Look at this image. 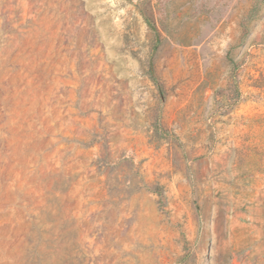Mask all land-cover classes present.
<instances>
[{"label": "rangeland", "instance_id": "1", "mask_svg": "<svg viewBox=\"0 0 264 264\" xmlns=\"http://www.w3.org/2000/svg\"><path fill=\"white\" fill-rule=\"evenodd\" d=\"M0 264H264V0H0Z\"/></svg>", "mask_w": 264, "mask_h": 264}, {"label": "built area", "instance_id": "2", "mask_svg": "<svg viewBox=\"0 0 264 264\" xmlns=\"http://www.w3.org/2000/svg\"><path fill=\"white\" fill-rule=\"evenodd\" d=\"M128 1H130V2H132V3H136V2H138L139 0H128Z\"/></svg>", "mask_w": 264, "mask_h": 264}]
</instances>
